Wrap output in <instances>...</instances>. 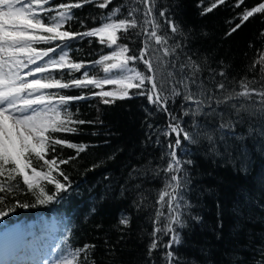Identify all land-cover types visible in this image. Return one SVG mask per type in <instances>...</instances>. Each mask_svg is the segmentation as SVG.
Listing matches in <instances>:
<instances>
[{
    "label": "trees",
    "instance_id": "16d2710c",
    "mask_svg": "<svg viewBox=\"0 0 264 264\" xmlns=\"http://www.w3.org/2000/svg\"><path fill=\"white\" fill-rule=\"evenodd\" d=\"M79 2L82 0H53L48 7ZM261 3L264 0H224L223 3L158 0L156 7L166 10L187 37L185 40L177 36L184 45L178 51L180 61L188 56L197 60L206 81L210 72L217 73L214 81L206 82V88L211 90L224 79L229 91H239L241 80L255 79L256 89L264 88L260 66L252 68L264 54V13H254L247 21L241 19ZM123 4L127 7L118 19L127 15L128 8L138 7L143 11L144 7L133 4L132 0H111L104 9L88 3L73 9V19L62 30H90ZM213 4L217 6L212 8ZM209 8L212 10L206 11ZM237 24L241 26L231 31ZM137 31L132 29L126 38L122 36L119 40L135 50L130 54H138L143 46L144 38L137 36ZM108 51L98 37H84L72 42L69 56L73 61L87 63ZM180 61H176L177 65ZM221 70L225 71L223 78L218 75ZM89 71L90 75L102 78L101 67ZM80 76V72L53 70V77L62 82ZM98 90L69 89L61 90L60 94L90 96ZM215 96L220 97L221 93L216 92ZM182 105L187 106L182 97H177L169 102V110L179 116L184 110ZM260 107L256 103L239 114L230 105L215 112L206 109L207 114L199 122L213 136V144L202 139L194 145L187 142L183 145L188 154H179L193 163L187 166L190 183L185 193L190 207L184 216L185 226L178 229L180 243L172 248L179 264H264V115L260 114ZM70 108L73 119L85 123L74 125L78 129L76 133H57V137L89 145L78 156L73 149L57 146L59 158L75 157L71 163L60 165L70 177L71 189L44 205L35 204L31 195L19 197L22 202L34 205L27 208L10 200L9 207L14 210L0 217V231L17 223L22 237L45 238L44 222L54 219L59 241L47 243L53 249L69 253L85 244L94 245L88 257L94 264H168L165 259L168 249L164 247L169 240L167 235L158 234V247L149 254L155 210L159 207L156 202L164 180L163 173L157 176V171L166 167L167 159L161 157L168 151V140L174 141V137L160 135L167 125V115L157 112L146 97L135 95L107 105L99 97H93L74 101ZM184 119L190 123V118ZM47 188L54 191L51 185ZM4 211L8 212V207ZM122 216L130 218L129 226L120 225Z\"/></svg>",
    "mask_w": 264,
    "mask_h": 264
},
{
    "label": "snow or ice",
    "instance_id": "6c2138e0",
    "mask_svg": "<svg viewBox=\"0 0 264 264\" xmlns=\"http://www.w3.org/2000/svg\"><path fill=\"white\" fill-rule=\"evenodd\" d=\"M52 2L0 0V217H6L14 210L9 207L10 200H15V205L19 207L34 206L22 202L19 198L22 194L31 195L35 204L44 205L59 199L71 189L70 177L60 165L71 163L75 157L59 158L56 155L57 146L75 150L76 156L89 147L60 139L56 135L76 133L78 129L74 125L85 123L73 119L72 102L99 97L107 105L115 103L117 99H131L133 95L144 96L149 105L168 117L160 135L174 137V141L168 140V151L161 157V160L167 159L166 167L157 171V176L163 173L164 180L156 202L159 207L155 210L149 254L158 247V234L167 235L169 240L164 245L168 249L165 259L168 264L174 260L179 264L172 248L180 243L178 229L185 226L184 216L190 207L185 193L190 183L187 166L193 163L179 153L188 154V149L183 147L185 142L194 145L206 139L213 144V136L199 122V118L207 114L206 109L215 112L217 108L230 105L239 114L259 103V112L264 115V88L257 90L255 79L241 80L239 91H229L224 79L216 83L213 89L206 88V82L214 81L217 73L210 72L206 81L197 60L188 56L180 61L178 51L184 45L177 40V36L185 40L187 37L166 10L157 9L158 0H132L133 4H142L143 11L131 7L124 18L118 19L127 7V4H123L107 13L99 26L83 32L62 30L73 19V9L88 3L98 4L99 8L104 9L111 0H82L79 3H61L56 8L48 7ZM218 2L223 3L224 0ZM216 6L213 4L212 8ZM50 12L56 14L49 15ZM254 13H264V3L244 13L242 22ZM138 16L143 19H138ZM240 26L237 24L231 31H236ZM132 29H139L136 35L144 38L138 55L130 54L135 50L130 49L127 43H119L122 36L126 38ZM84 37H98L99 43L109 51L87 63L84 60H71L69 52L72 42ZM42 43L49 46L36 47ZM176 61H180L178 65ZM257 65L264 77V54L253 63L252 68L255 69ZM97 67H101L99 75L102 78L90 75L89 70ZM53 70H61V73L67 70L68 74L80 72L81 76L62 82V79L53 77ZM218 75L225 77V71L221 70ZM115 84L121 87L118 90H104V86ZM90 87L99 90L92 91L90 96L60 94L61 90ZM216 92L221 96H215ZM177 97H182L187 105H182L184 110L179 116L169 110V102H174ZM253 97H258V101ZM148 115L151 116V113ZM185 117L190 118V123ZM152 127L150 124L149 128ZM212 150L215 151V148ZM50 154L51 158H48ZM48 185L53 186L54 191H49ZM5 207H8V212L4 211ZM119 223L127 227L130 218L122 216ZM94 247L85 244L75 248L57 259L55 264H94L88 258L89 249Z\"/></svg>",
    "mask_w": 264,
    "mask_h": 264
},
{
    "label": "rangeland",
    "instance_id": "374dc122",
    "mask_svg": "<svg viewBox=\"0 0 264 264\" xmlns=\"http://www.w3.org/2000/svg\"><path fill=\"white\" fill-rule=\"evenodd\" d=\"M55 14L56 13H54L53 15H55ZM120 87H121L120 84L108 85V86H104V90H110V91L111 90H118ZM12 226H14L13 232H14V238H16L14 240H16L17 243H22V242L23 243H25V242L30 243L31 250L35 254V258H36V259H34L33 257L30 258L33 261L32 264H35L36 261L38 262V264H55V261L57 259L68 254V252L66 250L61 251V250H58L56 248L50 249L51 246L46 244V243H50V242L53 243L55 241H59L58 236L55 234L56 223H55L54 219H46L45 220L44 228H45L46 236H45L44 240H42L43 245H41L40 247H37V244H38L37 241L39 240V237H37L35 235H33L32 237L27 238V239L25 237H21V232L19 230L18 224L13 223L12 225L8 226L7 228L2 229L0 231V234ZM5 234L3 233L2 235H0V238H1L0 241L1 242L3 241L4 246H7L6 238L8 236V233L6 235ZM11 239H13V238L8 239V241L10 240V242H11L12 241ZM41 247H43V249L40 252H36V249L39 250ZM33 250H35V251H33Z\"/></svg>",
    "mask_w": 264,
    "mask_h": 264
},
{
    "label": "bare ground",
    "instance_id": "6f19581e",
    "mask_svg": "<svg viewBox=\"0 0 264 264\" xmlns=\"http://www.w3.org/2000/svg\"><path fill=\"white\" fill-rule=\"evenodd\" d=\"M17 224V223H15ZM14 226L10 227L9 229H6L3 233L7 234L8 233V236L6 238V241H7V246H4L3 245V241L1 242L0 241V264H9V262H6V259H5V254L7 253L8 249H10V247H12V245L10 244V240L8 241V239L10 238H13L11 239L12 241L16 238H14V230H13ZM3 233H1L0 235H2ZM5 234V235H6ZM44 237H41L39 236V240H43ZM1 240V238H0Z\"/></svg>",
    "mask_w": 264,
    "mask_h": 264
}]
</instances>
